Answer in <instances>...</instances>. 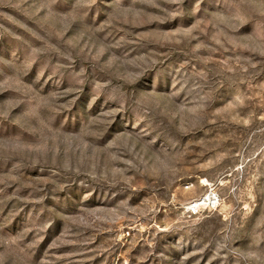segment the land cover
Returning a JSON list of instances; mask_svg holds the SVG:
<instances>
[{"label":"rangeland","instance_id":"1","mask_svg":"<svg viewBox=\"0 0 264 264\" xmlns=\"http://www.w3.org/2000/svg\"><path fill=\"white\" fill-rule=\"evenodd\" d=\"M0 264H264V0H0Z\"/></svg>","mask_w":264,"mask_h":264},{"label":"built area","instance_id":"2","mask_svg":"<svg viewBox=\"0 0 264 264\" xmlns=\"http://www.w3.org/2000/svg\"><path fill=\"white\" fill-rule=\"evenodd\" d=\"M205 198L207 199V202L215 200L214 195H208V196H205ZM210 198H212V199H210ZM200 208L201 207L198 206L197 203H192L191 205H189V210L192 211L193 213H198L200 211ZM128 236H130V231L125 232L123 237L128 238Z\"/></svg>","mask_w":264,"mask_h":264},{"label":"bare ground","instance_id":"3","mask_svg":"<svg viewBox=\"0 0 264 264\" xmlns=\"http://www.w3.org/2000/svg\"><path fill=\"white\" fill-rule=\"evenodd\" d=\"M210 199H212V198H210ZM193 203H197L198 206L202 207L203 205H206L207 204V199L204 197V198H201V199L196 200Z\"/></svg>","mask_w":264,"mask_h":264}]
</instances>
